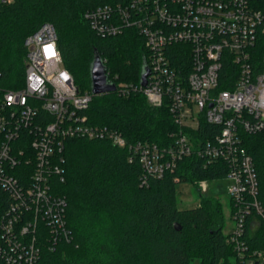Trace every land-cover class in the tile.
<instances>
[{
	"label": "built area",
	"instance_id": "built-area-1",
	"mask_svg": "<svg viewBox=\"0 0 264 264\" xmlns=\"http://www.w3.org/2000/svg\"><path fill=\"white\" fill-rule=\"evenodd\" d=\"M84 18L101 37L135 29L145 39L146 86L112 82L115 92L142 93L151 106L166 107L179 131L163 146L129 143L121 132L91 124L86 112L97 95L80 91L63 65L55 27L42 24L24 40L23 87H3L0 73V262L41 264L45 231L51 248L71 241L67 200L55 193L54 181L64 182L65 142L76 138L128 148L129 161L142 168V186L174 174L192 155L206 165L224 163L236 264H264L261 252L246 256L248 220L253 229L264 223V207L240 135L264 130V0H129L96 7ZM203 120L221 129L196 144L186 130L198 131ZM206 182H199L201 191Z\"/></svg>",
	"mask_w": 264,
	"mask_h": 264
},
{
	"label": "trees",
	"instance_id": "trees-1",
	"mask_svg": "<svg viewBox=\"0 0 264 264\" xmlns=\"http://www.w3.org/2000/svg\"><path fill=\"white\" fill-rule=\"evenodd\" d=\"M129 0H13L0 5L1 85L20 89L24 85L26 50L24 40L44 23L58 35V50L64 67L81 92H91V65L97 51L110 82L139 84L148 51L145 39L135 30L101 37L84 14L103 5ZM86 114L90 123L121 132L129 143L138 141L169 145L179 131L166 107L151 106L142 93L120 96L97 95ZM221 127L202 121L198 131L186 130L197 143L211 139ZM242 148L252 156L264 207V130L240 133ZM64 182L55 179V193L67 200L71 241L54 248L45 231L41 264H236L239 255L223 233L222 206L218 199L201 198L191 209L177 203L178 183L225 179L228 166L206 165L197 155L184 158L174 174L151 178L141 185L138 162L129 161L128 148L109 141L68 139L63 152ZM200 191V189H199ZM231 203V213L233 203ZM6 204L4 205V207ZM248 220L245 241L247 257L264 254V223L256 229ZM97 229V232H94ZM45 230V229H44ZM0 264H6L0 262Z\"/></svg>",
	"mask_w": 264,
	"mask_h": 264
},
{
	"label": "rangeland",
	"instance_id": "rangeland-1",
	"mask_svg": "<svg viewBox=\"0 0 264 264\" xmlns=\"http://www.w3.org/2000/svg\"><path fill=\"white\" fill-rule=\"evenodd\" d=\"M230 179L225 178L221 180H213L206 182V190L201 191V186L197 187L192 182L178 183L176 188L177 203L180 209L195 208L200 204L201 198H216L220 201L222 206V215L224 221L223 233L229 234L234 226L231 213L230 196L228 194V188L230 186ZM200 189V191H199ZM256 226L258 223L256 221ZM97 232V229H94ZM193 264H200L199 260H195Z\"/></svg>",
	"mask_w": 264,
	"mask_h": 264
},
{
	"label": "water",
	"instance_id": "water-1",
	"mask_svg": "<svg viewBox=\"0 0 264 264\" xmlns=\"http://www.w3.org/2000/svg\"><path fill=\"white\" fill-rule=\"evenodd\" d=\"M149 74L148 67L144 66L140 80L142 86H146ZM91 81V92L94 95L112 93L116 90V84L108 80L106 65L97 51L94 53V60L91 65Z\"/></svg>",
	"mask_w": 264,
	"mask_h": 264
}]
</instances>
